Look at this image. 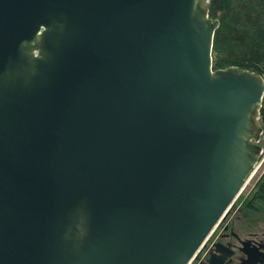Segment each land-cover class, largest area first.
<instances>
[{"label": "water", "instance_id": "1", "mask_svg": "<svg viewBox=\"0 0 264 264\" xmlns=\"http://www.w3.org/2000/svg\"><path fill=\"white\" fill-rule=\"evenodd\" d=\"M219 23L200 0H0V264L191 262L262 149L264 77L214 68Z\"/></svg>", "mask_w": 264, "mask_h": 264}, {"label": "trees", "instance_id": "2", "mask_svg": "<svg viewBox=\"0 0 264 264\" xmlns=\"http://www.w3.org/2000/svg\"><path fill=\"white\" fill-rule=\"evenodd\" d=\"M208 11L220 22L214 35V68L235 66L264 75V0H209ZM261 116L264 124V97ZM259 186L247 204L264 198V175Z\"/></svg>", "mask_w": 264, "mask_h": 264}, {"label": "flooded vegetation", "instance_id": "3", "mask_svg": "<svg viewBox=\"0 0 264 264\" xmlns=\"http://www.w3.org/2000/svg\"><path fill=\"white\" fill-rule=\"evenodd\" d=\"M243 211L240 205L227 213L197 252L194 264L210 258L212 264H264V213L248 216Z\"/></svg>", "mask_w": 264, "mask_h": 264}, {"label": "rangeland", "instance_id": "4", "mask_svg": "<svg viewBox=\"0 0 264 264\" xmlns=\"http://www.w3.org/2000/svg\"><path fill=\"white\" fill-rule=\"evenodd\" d=\"M208 4L209 0H200V5L204 7L206 10H208ZM212 18V17H211ZM213 19V18H212ZM264 77V75H262ZM263 106V100L261 102L259 110L255 114V128L252 135V142L258 143L261 145L262 149L259 152V156L256 161L257 170L247 180L245 183L243 189L239 193V195L236 197L234 202L232 203L230 209L228 212H234L240 205L244 207V211L242 214L252 216V215H260L264 213V199L258 197L255 204H247L250 201L248 199H253L256 194V190L261 188L259 186V181L264 175V124L261 116V108ZM260 129V130H259ZM259 195V194H258ZM260 212V213H259ZM194 258L189 262V264H194Z\"/></svg>", "mask_w": 264, "mask_h": 264}, {"label": "bare ground", "instance_id": "5", "mask_svg": "<svg viewBox=\"0 0 264 264\" xmlns=\"http://www.w3.org/2000/svg\"><path fill=\"white\" fill-rule=\"evenodd\" d=\"M257 166H258V165H255V169L253 170V174L256 172V170H257Z\"/></svg>", "mask_w": 264, "mask_h": 264}, {"label": "built area", "instance_id": "6", "mask_svg": "<svg viewBox=\"0 0 264 264\" xmlns=\"http://www.w3.org/2000/svg\"><path fill=\"white\" fill-rule=\"evenodd\" d=\"M203 246V245H202Z\"/></svg>", "mask_w": 264, "mask_h": 264}]
</instances>
